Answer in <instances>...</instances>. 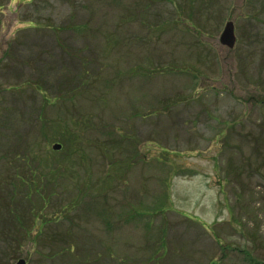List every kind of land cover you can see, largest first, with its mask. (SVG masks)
<instances>
[{"label": "rangeland", "instance_id": "obj_1", "mask_svg": "<svg viewBox=\"0 0 264 264\" xmlns=\"http://www.w3.org/2000/svg\"><path fill=\"white\" fill-rule=\"evenodd\" d=\"M15 172L42 196L11 195ZM19 259L264 264V0H0V264Z\"/></svg>", "mask_w": 264, "mask_h": 264}, {"label": "trees", "instance_id": "obj_2", "mask_svg": "<svg viewBox=\"0 0 264 264\" xmlns=\"http://www.w3.org/2000/svg\"><path fill=\"white\" fill-rule=\"evenodd\" d=\"M68 156V151L66 150V148H64V154L62 157L66 158ZM16 160L17 159H21V162H25L28 165H30L31 163V160L26 157V158H23V154L22 156H16ZM34 170V169H33ZM54 174L55 172H57V167H53L52 170H51ZM35 172H33L34 174ZM15 177H16V184L14 185V189L11 190L12 194L11 195H16L17 194V190L21 187L20 185L17 184V181L18 179H20L21 181V184L25 187H23L25 189V192H26V196L27 197H31V196H34V195H39V196H42V190H43V184H41V182H43V176L41 177H37L36 179H32V178H29L28 180H26V178L24 177V175H21L20 173H17L15 172Z\"/></svg>", "mask_w": 264, "mask_h": 264}, {"label": "water", "instance_id": "obj_3", "mask_svg": "<svg viewBox=\"0 0 264 264\" xmlns=\"http://www.w3.org/2000/svg\"><path fill=\"white\" fill-rule=\"evenodd\" d=\"M221 42L229 47H234L236 43V34H235V29H234V23L232 21H229L226 23L223 32L221 34ZM55 149H60L61 144L56 143L54 145ZM17 264H25V260L19 259Z\"/></svg>", "mask_w": 264, "mask_h": 264}]
</instances>
